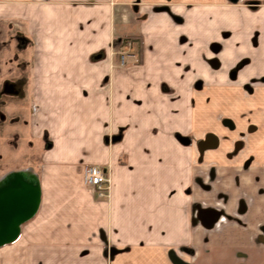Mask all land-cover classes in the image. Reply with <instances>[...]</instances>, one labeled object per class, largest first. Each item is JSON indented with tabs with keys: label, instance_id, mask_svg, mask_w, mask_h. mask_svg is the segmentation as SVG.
<instances>
[{
	"label": "crops",
	"instance_id": "0c3cea01",
	"mask_svg": "<svg viewBox=\"0 0 264 264\" xmlns=\"http://www.w3.org/2000/svg\"><path fill=\"white\" fill-rule=\"evenodd\" d=\"M0 22L20 54L6 58L8 95L31 102L27 136L44 144L36 171L29 155L4 175L35 180L38 203L0 248L22 264H264V0H0ZM124 35L138 62L118 67ZM210 162L214 200L235 215L217 232L185 209L212 207L197 184ZM84 164L107 166L109 201Z\"/></svg>",
	"mask_w": 264,
	"mask_h": 264
},
{
	"label": "rangeland",
	"instance_id": "374dc122",
	"mask_svg": "<svg viewBox=\"0 0 264 264\" xmlns=\"http://www.w3.org/2000/svg\"><path fill=\"white\" fill-rule=\"evenodd\" d=\"M13 31L14 29L12 25L8 26L6 25V22H0V88L2 89V93L0 94V182L4 178L6 172L21 165L23 160L27 158L26 156L29 155L30 158L33 159L30 160V166L33 165L31 168L36 171V164L38 163V158L36 157L39 156V153L44 146L41 138H28L27 125L23 123L28 120L31 115V102L25 97H14V102H12L9 95H15V92L11 89L6 91V88L8 87L6 80L13 75V72H9V74L6 73V68L8 66V64H6V58L14 54L20 55L18 46L16 49L13 47V45H15ZM9 67H13V64H10ZM213 108H216L218 111V119L224 124L226 122L229 124V117H225L223 111L219 112L220 107ZM241 135L238 137V141H236L235 137L232 138L233 144L229 149L231 151L233 150L234 153L241 148V141L245 140V136ZM212 138L215 139L212 132L207 131L199 139H193L191 148L197 158L201 156L205 150L212 147V142H209ZM9 154L10 156H8ZM197 158L192 162H196ZM210 164H212V162L208 163L205 167L204 180L197 179V184L207 191L211 190L207 192V196H210L211 198L210 204L212 207L207 206L201 208L197 202H191L185 209L190 214V217L195 220L196 225H198L200 229L217 232L223 229L224 226L228 225V223L235 218V215L233 216L230 211L227 212L226 206L223 205L221 201L214 200V195L218 198L221 197V195L217 193L219 191L214 187L213 169ZM93 194L96 200H110V188L106 194L99 195L94 191ZM260 225L262 226L263 224L260 223L259 226ZM12 257L14 259H12ZM21 258L22 257L20 256L12 255V253H7L4 248H0V264H22ZM24 262L25 264H71L72 257L53 253L44 256L43 254L38 255L36 253L34 255L30 254L29 258Z\"/></svg>",
	"mask_w": 264,
	"mask_h": 264
},
{
	"label": "water",
	"instance_id": "95a60500",
	"mask_svg": "<svg viewBox=\"0 0 264 264\" xmlns=\"http://www.w3.org/2000/svg\"><path fill=\"white\" fill-rule=\"evenodd\" d=\"M234 2L236 0H229ZM11 182V183H10ZM3 184V185H2ZM12 184L13 187H7ZM38 203L36 181L26 182L15 172L0 182V245L15 237L18 225L30 218Z\"/></svg>",
	"mask_w": 264,
	"mask_h": 264
},
{
	"label": "built area",
	"instance_id": "2783aa9c",
	"mask_svg": "<svg viewBox=\"0 0 264 264\" xmlns=\"http://www.w3.org/2000/svg\"><path fill=\"white\" fill-rule=\"evenodd\" d=\"M112 54L116 57L118 67H125L138 62L135 41L131 37L123 38L117 47L112 48ZM81 181L99 195L108 193L110 176L107 166L84 164L81 171Z\"/></svg>",
	"mask_w": 264,
	"mask_h": 264
},
{
	"label": "trees",
	"instance_id": "16d2710c",
	"mask_svg": "<svg viewBox=\"0 0 264 264\" xmlns=\"http://www.w3.org/2000/svg\"><path fill=\"white\" fill-rule=\"evenodd\" d=\"M126 37H129V36L124 35V36H121V37H119V38H114V39L112 40V45H113L114 47H117V46L119 45L120 41H121L123 38H126Z\"/></svg>",
	"mask_w": 264,
	"mask_h": 264
},
{
	"label": "flooded vegetation",
	"instance_id": "af4514ba",
	"mask_svg": "<svg viewBox=\"0 0 264 264\" xmlns=\"http://www.w3.org/2000/svg\"><path fill=\"white\" fill-rule=\"evenodd\" d=\"M227 1H229V0H227ZM229 2H230V3H236L237 0L234 1V2H231V1H229ZM257 3H258V2H251V3H249L248 5H249V7H254ZM129 37L132 38V36H129ZM9 90H10V89L7 87V88H6V91H9Z\"/></svg>",
	"mask_w": 264,
	"mask_h": 264
},
{
	"label": "bare ground",
	"instance_id": "6f19581e",
	"mask_svg": "<svg viewBox=\"0 0 264 264\" xmlns=\"http://www.w3.org/2000/svg\"><path fill=\"white\" fill-rule=\"evenodd\" d=\"M10 183H11V182H10ZM7 187H11V188H12V187H13V185H12V184H9V185H7V186H6V188H7Z\"/></svg>",
	"mask_w": 264,
	"mask_h": 264
}]
</instances>
